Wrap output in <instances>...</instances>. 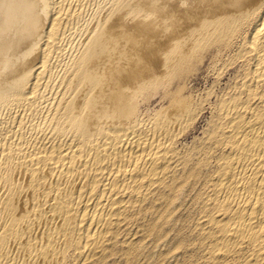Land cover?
<instances>
[{"label":"bare ground","instance_id":"6f19581e","mask_svg":"<svg viewBox=\"0 0 264 264\" xmlns=\"http://www.w3.org/2000/svg\"><path fill=\"white\" fill-rule=\"evenodd\" d=\"M82 2L0 0V264H69L75 253L77 264H107L132 196L165 174L168 145L187 127L191 105L179 93L192 65L255 22L244 48L257 54L262 77L264 0H109L90 22ZM159 92L167 111L140 126L139 104ZM257 114L245 123L239 116L230 131L235 149L206 203L224 207L204 228L212 253L255 246L240 264H264L263 104Z\"/></svg>","mask_w":264,"mask_h":264},{"label":"rangeland","instance_id":"374dc122","mask_svg":"<svg viewBox=\"0 0 264 264\" xmlns=\"http://www.w3.org/2000/svg\"><path fill=\"white\" fill-rule=\"evenodd\" d=\"M82 1H83L82 3H84V4H82V16L84 19L87 18V19H85V21H87V22L88 21L90 22V20L93 18V17L90 18L91 16H93L99 12V8H105L109 2V0H93V1L89 0L90 3L88 2V0H82ZM98 4H99V6H98ZM85 8H86V10H85ZM83 12H84V14H83ZM254 26H255V22H253L252 24L250 23L248 25L242 26L239 29V32H238L239 34L237 33L236 36L233 38V40L231 39L232 42L235 41L234 46H233V43L230 41L229 46H227L226 48L224 47L225 49H223V47H221L223 49V51L221 48H219V49L214 48V49H211L210 51H208L205 54V56L203 57L204 59H202L201 62H199L200 60L199 61L197 60L194 63L195 65L194 64L192 65V69H194V68L195 69L191 70V72L188 73L189 75L187 74L188 76L186 75L184 77V78H186L188 83L186 82L185 79L182 80L181 84H183V83L184 84H183V89L181 90V93H179L180 97L181 98L183 97L188 102L189 106L191 105L190 106V114H189L188 118L185 119V122L183 123V124H186L187 127H185V125H184V126H182L181 129H179V131L175 132V135H174L173 139L171 140L172 142H170V144L168 145L169 154H171L172 156L174 155V156L173 157L171 156L170 164H169V167L166 169L165 174L160 175L158 181L156 183L152 184V186H150V187L146 186V187L141 188L142 190L140 189V191H139V194H140L139 199H138V194H136V195L132 194L134 197L132 196L131 202L128 203L129 205H127L128 211H127V215L125 216L126 218H124L123 222L121 223L120 229L118 230V233L115 237V244L116 245L114 247V251L112 252L111 256H109L106 260L107 264L108 263L111 264L112 262H113L112 264H117V261H119L118 264L119 263L120 264H125V263H127V264H183V263L184 264H208V262H209V264H214V262H215V264H221V263L222 264H240L241 260L243 258H245V256L247 254L249 255L253 252V250H255V246L252 243L244 242L245 244H241L240 247L238 249H236L237 251H234V253L233 252L224 253V254L221 252H215V253L213 252L212 253L211 252L212 236L207 237L204 234V228L211 224L210 220H212L213 217H216L217 216L216 214H218V216L220 214L224 215L223 205H220L219 203L214 204V205H212V204L209 205L206 203H208V199L215 196L214 194H215L216 190H218V184H219L220 178H221L220 176L225 171L224 170V162H225L224 159H225V157L228 155V153L230 152L231 149H233V150L235 149V145H234V143H232L234 141L232 140V138L230 136L233 133V131L236 129V122L239 121L238 120L239 116L242 117L243 115H246V116L242 117L243 119L246 118L245 121L243 119H241V121L243 120L244 123L252 120V117L255 118V116L258 115L257 114L258 108L262 104L264 105V93L262 92V90H264V83H263L264 82V61L260 66L261 68L259 67L261 69V70L259 69V71H261L260 73L262 74V77L259 78V80H258V78L255 77L256 74L254 73L255 67L258 68V66H256V63H257V59H256L257 56L256 55L257 54L256 53L254 54V52H250L248 54V53H246L247 51H245V48H244V47H246L244 44L247 45L248 42L251 41V38L253 35L252 33H254V31H253ZM81 34L84 37V34H85L84 32H78L77 34H75L73 42L74 41L75 42L80 41L81 39L79 38V36L81 38H83L81 36ZM77 35H79V36L76 37ZM240 35H241V37H240ZM73 42H72V45H73ZM77 43L78 42H76L75 44H77ZM230 46H232V47H230ZM240 47H242L243 49ZM239 49H240V51H239L240 53L238 52ZM218 50H220V51H218ZM211 53L213 56L211 55ZM229 53H231V54H229ZM235 56L237 57V59H235L236 58ZM214 57H215V59H214ZM219 57H220V60H219ZM239 57H241V58H239ZM216 58H217V60H216ZM213 59L215 62L213 61ZM222 59H224V60H222ZM225 59H227V60H225ZM233 60H234V62H233ZM229 61H230V63H229ZM198 62L201 64H198ZM252 63L253 64L255 63V64L252 65ZM211 65L212 66L214 65V66L212 67ZM220 67L222 68V70ZM248 67L250 69H248ZM195 70H196V72H195ZM251 70L253 71L254 74L251 72ZM192 72H194V74ZM217 72H218V74H217ZM245 75L246 76L248 75V76L246 77ZM249 77H250V79H249ZM256 80H257L256 83H251V82H255ZM175 89H176V87L174 88V90ZM221 91L225 95L222 94ZM235 91H237V92H235ZM53 93L56 95V93H57L56 88H54V90H51L48 92L49 96L46 95V99L48 98L50 100L52 97H54L55 95ZM184 95H185V97H184ZM186 95H187V97H186ZM228 95H229V97H228ZM154 96L150 97V99L148 101H145L146 103L141 102L137 108V112L139 111V113L136 112L135 120L137 119L136 123H138V121L140 120L139 121L140 126L145 127V125L147 124L146 126L149 127V125H151L149 123L153 121L156 113L157 114L158 113L163 114L164 112L167 111V108L169 105V99H162V92H159V94L157 93ZM234 98H236V99L234 100ZM225 99H227V100H225ZM253 99H255L254 101H256V103L258 105L257 104L255 105V103H253L254 102ZM208 100L211 102H209ZM147 102H148V105L146 108ZM192 102L195 105H193ZM251 102H252V105H249V104H251ZM246 103H248V104H246ZM229 104L232 107L229 106ZM226 106L227 107L229 106V107L227 108ZM247 106H249V107H247ZM141 107H143V108L141 109ZM146 109H148V110H146ZM163 109H164V111H163ZM165 109H166V111H165ZM155 110H156V112H155ZM241 110H242V113H241ZM154 112H155V114H154ZM191 112H192V114H191ZM144 113H145V115H144ZM223 113H224V115H223ZM243 113H245V114H243ZM249 114L252 115V117L251 116L249 117ZM224 116H225V118H224ZM38 119L33 120V122H37V121L40 122V117ZM149 119H150V121H149ZM141 120L145 124H142L143 122ZM223 121H225L227 123H225ZM220 123H222V124H220ZM212 129H214V130L212 131ZM180 131H181V133H180ZM230 131L232 133H230ZM217 132H218V134H217ZM177 133H178V135H177ZM202 138H204V139H202ZM218 140H220V141H218ZM173 141L175 142V144ZM211 141H212V143H211ZM213 147L214 148L216 147V148L214 149ZM172 148H173V151H171ZM191 149H192V151L189 152V150H191ZM225 149H227V151ZM193 150H194V152H193ZM177 153H178V155H177ZM187 153L191 154V156L190 155L188 156ZM210 156H211V158H210ZM176 157L178 158V159H176L177 163H176V161H174ZM189 158L192 159L190 162H189V160H190ZM177 164H178V168H177V170H174V169H176L175 166ZM183 164H184V166H183ZM219 165H220V167H218ZM171 167L172 168L174 167L173 170ZM164 176H166V178ZM172 176L174 177V179ZM211 179H212V181H211ZM177 183H179V184L177 185ZM146 188H148V189H146ZM150 190H152V191H150ZM128 193L129 192L126 191L125 194L123 192L121 195L125 196ZM147 198H148V200H147ZM142 199L144 201H142ZM136 200H138V201H136ZM161 200H162V202H161ZM150 201H151V203H150ZM157 203L159 205H157ZM153 204L155 207L153 206ZM178 207H179V209H178ZM138 208L140 209V211ZM145 210L147 211V213ZM129 211H130V213L128 214ZM137 212L138 213L140 212V213L138 214ZM140 215H141V217H140ZM127 216H130V217H127ZM143 216L145 219L143 218ZM199 216H201V217H199ZM136 219H137V221H136ZM192 219H193V221H192ZM199 222H200V225H199ZM188 225H189V227H188ZM136 230H138V232ZM119 231H120V234H119ZM177 231H178V233H177ZM196 234H197V236H196ZM216 234H218V233H216ZM133 235L137 236V238L134 237ZM190 237H191V239H190ZM131 238H132V240H131ZM184 238H185V240H184ZM122 247H124L125 249ZM132 247H135V248H132ZM127 251H128V253H127ZM130 253H131V255H130ZM218 254L219 255L221 254L220 257L218 256ZM233 254L235 257L233 256ZM73 255L69 259V264H77L78 263V260L76 259V256H78L77 253H75V255H74L75 257ZM217 256H218V259H217ZM114 257H116V258H114ZM233 257L235 258L234 260H233ZM224 258H225V261H224ZM74 260H75V262H74ZM219 260H221L222 262Z\"/></svg>","mask_w":264,"mask_h":264}]
</instances>
